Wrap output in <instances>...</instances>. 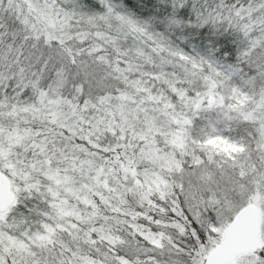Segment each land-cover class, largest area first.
<instances>
[{
  "label": "snow or ice",
  "instance_id": "6c2138e0",
  "mask_svg": "<svg viewBox=\"0 0 264 264\" xmlns=\"http://www.w3.org/2000/svg\"><path fill=\"white\" fill-rule=\"evenodd\" d=\"M0 264H264V0H0Z\"/></svg>",
  "mask_w": 264,
  "mask_h": 264
}]
</instances>
